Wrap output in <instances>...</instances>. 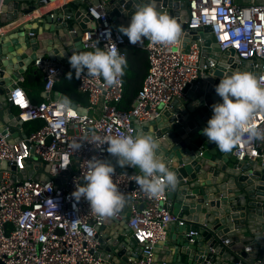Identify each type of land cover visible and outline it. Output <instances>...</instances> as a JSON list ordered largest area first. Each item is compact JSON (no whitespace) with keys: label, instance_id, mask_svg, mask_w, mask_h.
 Returning a JSON list of instances; mask_svg holds the SVG:
<instances>
[{"label":"built area","instance_id":"2783aa9c","mask_svg":"<svg viewBox=\"0 0 264 264\" xmlns=\"http://www.w3.org/2000/svg\"><path fill=\"white\" fill-rule=\"evenodd\" d=\"M56 1L65 5L72 0ZM2 2L0 0V17ZM41 2L45 3V0ZM187 2L190 11L187 30L209 27L220 53L233 50L234 60L250 62V70H258L257 78H264V0ZM42 8L28 16H41ZM88 15L94 26L83 32L82 49L75 52L93 51L96 47L107 50L114 43L126 56L125 47L141 48L147 56L146 77L131 109L126 112L117 109L122 99V82L103 86L102 80L97 82L86 74L76 78L69 63L59 60L37 59L33 62L42 74L43 101L32 103L19 85L22 79L16 82L9 93V101L19 122L22 126L34 121L42 124L19 141L9 140V134L0 131V163H6L8 167H0L2 264H99L97 231L108 218L121 221L125 212L129 213L127 228L132 232L141 257L133 264H155L156 246L166 240L168 225L177 221L167 203V190L162 196L151 198L136 185L132 177L140 174L139 169L125 172L114 168L113 181L125 194L126 204L113 217H98L83 198L77 202L71 193L76 184L84 186L88 160L96 157L107 161V145L99 147L92 143L93 135L134 137L133 120L142 124L156 118L160 113L159 106L165 107L179 98L182 89L191 84L199 71L206 75L215 64L209 62L208 67L200 68L202 46L199 40L190 43L188 52H184L180 42L167 47L153 46L148 40L131 45L114 28L102 6L89 8ZM67 70L73 71L76 90L85 98V104L49 98ZM246 72L250 73L249 70ZM254 125L264 129V114L255 116ZM77 144L81 145L79 150L74 147ZM231 157L236 162H264V140L237 144L231 150ZM10 166L14 167L13 172ZM28 170L37 179L18 180V174Z\"/></svg>","mask_w":264,"mask_h":264},{"label":"water","instance_id":"95a60500","mask_svg":"<svg viewBox=\"0 0 264 264\" xmlns=\"http://www.w3.org/2000/svg\"><path fill=\"white\" fill-rule=\"evenodd\" d=\"M51 0H3L0 24L31 15L37 8ZM148 0H72L46 15L33 18L28 26L12 29L0 36V126L8 139L19 141L26 137L22 125L9 101L21 75L37 59L44 47L48 59L68 63L73 52L81 50L84 31L92 28L88 9L102 6L116 30L128 24L136 6ZM156 10L167 14L180 24V43L188 52L191 42H201L200 68L215 64L204 75L197 77L181 91V96L159 106V115L148 122H132L135 137L141 132L152 134L159 143V154L177 176L174 188L166 189L167 203L176 222L167 227L166 259L157 264H264V162H236L231 152H221L201 135L212 116L211 106L222 103L215 93L222 76L233 72H249L257 77L259 71H251L250 62L236 61L233 50L220 53L210 28L187 30L190 11L187 0H152ZM16 11V15L13 12ZM7 16V17H6ZM36 24L35 28H31ZM48 25L43 31L54 32L55 39L42 46L38 38V26ZM88 24L90 27H88ZM125 37V36H124ZM125 39L128 41L127 37ZM69 42V44H66ZM254 63V61H252ZM60 100L65 96L59 92ZM44 93H42V97ZM70 103L69 101H66ZM198 102V106H197ZM85 112V110L83 111ZM107 162L120 168L116 158L107 154ZM0 167L8 168L6 163ZM14 171V167H9ZM128 172L131 167L121 168ZM47 170V168H46ZM1 178V176H0ZM37 178L32 171L18 174V180ZM141 208V207H139ZM123 219L97 231L100 243L96 255L99 264H133L141 259L138 247ZM180 222V223H179ZM115 226L121 229H114ZM109 227L113 234L103 233ZM116 234V236H115ZM0 264H2L0 262Z\"/></svg>","mask_w":264,"mask_h":264},{"label":"clouds","instance_id":"9594fccd","mask_svg":"<svg viewBox=\"0 0 264 264\" xmlns=\"http://www.w3.org/2000/svg\"><path fill=\"white\" fill-rule=\"evenodd\" d=\"M118 31L131 45L148 40L153 46L167 47L179 43L182 29L175 19L158 12L152 0H148L136 6L128 26H121ZM68 63L76 78L86 74L97 82L102 80L103 86H115L122 82L127 58L113 43L107 50L96 47L93 51L73 52ZM214 90L222 103L211 106L212 116L200 134L225 153L237 144L264 140V129L254 125L255 116L264 114V78L258 79L248 72H233L222 76ZM92 143L99 147L107 145V153L116 158L120 168H138L140 174L132 178L151 198L162 196L166 189L177 184L176 174L159 154V143L150 133L141 132L135 137L93 135ZM74 147L79 150L81 145ZM114 174L110 163L91 158L87 161L85 184H76L72 198L77 202L83 198L98 217L115 216L125 206L126 197L114 183Z\"/></svg>","mask_w":264,"mask_h":264},{"label":"trees","instance_id":"16d2710c","mask_svg":"<svg viewBox=\"0 0 264 264\" xmlns=\"http://www.w3.org/2000/svg\"><path fill=\"white\" fill-rule=\"evenodd\" d=\"M123 51L126 53L127 66L125 67L124 75L122 76L123 93L122 99L117 104V109L126 112L131 109L132 102L146 77L148 62L146 52L141 48L128 46L125 47ZM69 73H72V75L69 76ZM76 85L77 81L73 71L67 70L61 81L55 84L53 90L60 91L66 97V100L73 104H85L86 100L77 92ZM20 86L32 103L35 104L44 100L42 97L44 82L40 72L34 73L31 68L26 75H24ZM40 126L34 127V129L36 130Z\"/></svg>","mask_w":264,"mask_h":264},{"label":"crops","instance_id":"0c3cea01","mask_svg":"<svg viewBox=\"0 0 264 264\" xmlns=\"http://www.w3.org/2000/svg\"><path fill=\"white\" fill-rule=\"evenodd\" d=\"M61 2L59 1H56V0H52L48 5H46L45 7L42 8V13H41V16L42 15H46L47 13L55 10V9H58L60 8L61 6ZM14 15H16V11L13 12ZM7 17V16H6ZM32 16H23L21 19H16L14 21H5L4 23L0 24V30L2 32V34H7L8 32H10L12 29H16L20 26H27V27H30L28 26V23H30V21L32 20ZM130 22V21H129ZM128 22V24H129ZM128 24L125 25V27L128 26ZM36 27V24H32L31 25V28H35ZM44 27H48V25H43V24H40V26H38V38L40 40V44L42 46H44L45 44H48L50 43L51 40H54V42L57 43V45H55V47L58 46V42L57 40L55 39V34L54 32H47V31H43V28ZM88 27H90V25L88 24ZM0 32V33H1ZM66 44H69V42H67ZM44 47H42V49H39L37 51V53L39 52L40 54H38L37 56V59H48L46 54H43L44 53ZM36 59V60H37ZM32 68L33 72L36 73V72H40L35 66L34 64H31L29 67L26 68L25 72L21 75V78L23 80V77L24 75H26V73ZM18 82V81H17ZM20 85V83H19ZM59 92L60 94H62L60 91H56V90H52V92L50 93L49 95V98L51 99H56L57 97L60 98V96L56 95V93ZM45 97V95L43 96V98ZM65 100H66V97H65ZM24 126V125H23ZM30 129V128H29ZM0 131H3V127L0 126ZM21 133H24V134H28L26 131L23 130L22 128V131ZM132 169V168H131ZM134 170H138V168H133ZM114 221H112L111 219H107L106 223H105V226H108L109 224H114L113 223ZM114 229H118L119 232H121V229L118 228V226H115ZM103 233H106L108 236L110 234H113V230H111L109 227H107ZM116 236V234H115ZM168 240V234H167V237H166V240ZM162 243H160L159 245L156 246L155 250H154V256H153V261L155 264H157L158 262H161L163 261L164 259H166V247H160ZM157 262V263H156Z\"/></svg>","mask_w":264,"mask_h":264},{"label":"rangeland","instance_id":"374dc122","mask_svg":"<svg viewBox=\"0 0 264 264\" xmlns=\"http://www.w3.org/2000/svg\"><path fill=\"white\" fill-rule=\"evenodd\" d=\"M237 1H240V2H244V3H246V1L247 0H237ZM42 124V122L41 121H34V122H31V123H27V124H25L22 128H23V130L24 131H26L27 133H30V132H32V131H34L35 129H34V127H38V126H40ZM30 128V129H29Z\"/></svg>","mask_w":264,"mask_h":264}]
</instances>
